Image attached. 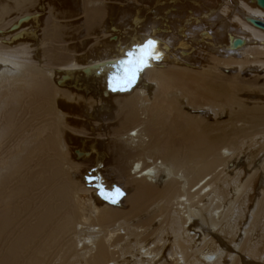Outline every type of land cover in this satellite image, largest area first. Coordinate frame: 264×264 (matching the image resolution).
Wrapping results in <instances>:
<instances>
[{"label":"bare ground","instance_id":"obj_1","mask_svg":"<svg viewBox=\"0 0 264 264\" xmlns=\"http://www.w3.org/2000/svg\"><path fill=\"white\" fill-rule=\"evenodd\" d=\"M256 2L0 0V264H263Z\"/></svg>","mask_w":264,"mask_h":264},{"label":"rangeland","instance_id":"obj_2","mask_svg":"<svg viewBox=\"0 0 264 264\" xmlns=\"http://www.w3.org/2000/svg\"><path fill=\"white\" fill-rule=\"evenodd\" d=\"M24 3H26V2H24ZM252 4H254V3H252ZM24 7V6H23ZM79 17V19L77 20L76 19V17H75V19L74 18H72L71 20H72V22L74 23V25H73V23L70 21L69 22V28L71 27L72 28V30H71V28L70 29H68L69 30V32H70V37H73L74 38V41L76 42L77 41V43H79V41H80V46L81 45H83V46H85L84 48H85V50H86V48H90L91 47V49H93V43H92V40L90 41V39H93V35H92V37H91V35H90V33H88L87 31H89V32H91L88 28H87V26H86V23H85V25H84V23H83V21H84V18H82L81 17V15L80 16H78ZM81 18V19H80ZM82 21V22H81ZM77 22V23H76ZM78 22H80L81 23V25H80V23H78ZM71 25V26H70ZM72 25L74 26V27H72ZM83 26H85L86 27V33L87 34H89V35H87V37H86V35H85V30H84V28L85 27H83ZM82 27V28H81ZM77 29V30H76ZM80 29H82L81 31H80ZM71 30V31H70ZM80 33H79V32ZM72 32V33H71ZM75 32H78L79 34H76ZM81 32H83V33H81ZM73 33H75V34H73ZM83 34V35H82ZM80 37L81 35V38H79V41H78V38H76L75 39V37ZM89 36L91 37V38H89ZM85 38L87 39H89V42H91V43H89L88 42V39H87V41L85 40ZM82 39H83V41H82ZM85 40V41H84ZM88 43H89V45H88ZM82 46V47H83ZM89 46V47H88ZM83 51H84V49H83ZM260 74V73H259ZM262 75V73L260 74V75H256V76H250L251 78H253L254 79V77H256V78H258L259 76H261ZM246 78H248V76H245ZM244 77V78H245ZM249 77V78H250ZM260 83H262V81L260 80V81H258V84H260ZM258 84H257V87L254 89V90H251V91H253V93L251 92V91H249L250 92V94H253L254 95V97L253 98H255V96L257 97V95L259 96V94H260V91L258 92V90L259 89H262V86H258ZM258 87H260V88H258ZM258 89V90H257ZM256 91V92H255ZM254 92H255V94H254ZM246 94L248 93V92H245ZM244 96V95H243ZM249 96H252V95H249ZM245 97H247V96H245ZM259 97H261V96H259ZM259 97H257V98H259ZM252 100V99H251ZM256 102H257V100H256ZM226 120L227 119V116L226 115H223L222 117H221V120ZM260 139H258L257 141H259ZM261 141V140H260ZM254 143H256V141H254L252 144H251V146H250V151L252 152H256L257 153V151H258V149L257 148H260V146L262 145V143L260 142H257V146L258 147H253V144ZM107 141L105 142V144L103 145V147L106 149H104L103 151L105 152V154H106V157L108 156V153L107 152H109L108 150L111 148V147H108L107 146ZM260 145V146H259ZM255 146V145H254ZM82 147V146H81ZM83 147L84 148H82V150L84 151V152H82V153H85V154H88V148L86 147L85 148V146L83 145ZM262 147V146H261ZM257 149V150H255V149ZM87 152V153H86ZM255 154V153H254ZM97 157V156H96ZM100 157L103 159V161L102 162H100V164L98 165H96L95 167V170H96V173L94 174V176H92L91 178H94L95 180L94 181H96V182H101V183H103V184H108L109 182H111V181H113V180H107V177L105 176V174L107 173V169H108V167H107V164H106V161L104 160V156H102V155H100ZM103 162H104V164H103ZM123 198L121 197V195L119 196V198H118V200H117V203L116 204H119L120 205V202H121V200H122ZM116 204H114L115 206H116ZM263 234H264V232H262ZM263 234H262V236H263ZM258 235H260L259 233H258ZM262 236H260V237H262ZM262 238H264V236L262 237ZM262 244H264V239H263V241H262ZM261 244V245H262ZM263 246L264 245H262V247L259 245V250H261V254L259 255L261 258H262V261H263V264H264V248H263Z\"/></svg>","mask_w":264,"mask_h":264},{"label":"snow or ice","instance_id":"obj_3","mask_svg":"<svg viewBox=\"0 0 264 264\" xmlns=\"http://www.w3.org/2000/svg\"><path fill=\"white\" fill-rule=\"evenodd\" d=\"M154 41H148L147 48L144 53L136 61L129 60L127 64H122L123 75L118 76L114 80L113 90H124L126 86H130L135 82L137 74L147 66V57L152 56V49L154 46Z\"/></svg>","mask_w":264,"mask_h":264},{"label":"water","instance_id":"obj_4","mask_svg":"<svg viewBox=\"0 0 264 264\" xmlns=\"http://www.w3.org/2000/svg\"><path fill=\"white\" fill-rule=\"evenodd\" d=\"M258 5H260V6H264V0H257V2H256ZM256 21H258L260 24H263L264 25V20H262V19H260V18H257V20ZM259 26H261V25H259ZM263 27V26H262ZM239 40V38H236L234 41H238Z\"/></svg>","mask_w":264,"mask_h":264}]
</instances>
